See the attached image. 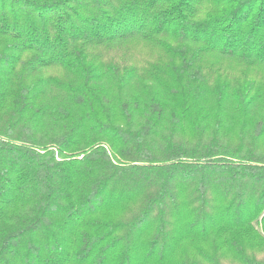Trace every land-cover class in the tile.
Segmentation results:
<instances>
[{
    "label": "trees",
    "instance_id": "obj_1",
    "mask_svg": "<svg viewBox=\"0 0 264 264\" xmlns=\"http://www.w3.org/2000/svg\"><path fill=\"white\" fill-rule=\"evenodd\" d=\"M0 264H264V0H0Z\"/></svg>",
    "mask_w": 264,
    "mask_h": 264
},
{
    "label": "rangeland",
    "instance_id": "obj_2",
    "mask_svg": "<svg viewBox=\"0 0 264 264\" xmlns=\"http://www.w3.org/2000/svg\"><path fill=\"white\" fill-rule=\"evenodd\" d=\"M249 74L252 76L254 74V71L253 72L252 71H249Z\"/></svg>",
    "mask_w": 264,
    "mask_h": 264
}]
</instances>
